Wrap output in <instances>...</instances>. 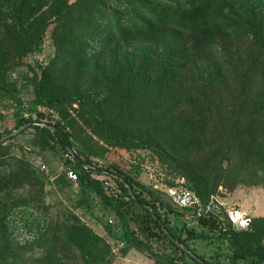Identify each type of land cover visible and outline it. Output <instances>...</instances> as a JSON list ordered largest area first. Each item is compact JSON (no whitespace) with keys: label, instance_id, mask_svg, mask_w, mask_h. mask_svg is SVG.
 Instances as JSON below:
<instances>
[{"label":"rangeland","instance_id":"374dc122","mask_svg":"<svg viewBox=\"0 0 264 264\" xmlns=\"http://www.w3.org/2000/svg\"><path fill=\"white\" fill-rule=\"evenodd\" d=\"M82 1H0V78L8 87L0 93V134L17 131L23 119L60 124L99 167L118 168L161 198L155 185L197 184L252 212L264 232V59L251 66L249 55L264 52V43L256 46L249 33L215 34L207 47L199 44L202 37L182 36L179 43L196 46L188 49L190 63L166 73L156 58L171 56L170 49L153 52L134 35L106 48L100 31L74 28L90 4ZM241 1L258 4L264 15V0ZM240 73L254 79L244 87ZM40 95L63 105H35ZM25 129L0 147V264H153L146 248L119 247L93 219L87 193L67 178L62 156H68ZM22 210L32 213L38 232L30 244H21L9 223ZM254 228L245 241L264 245ZM93 235L101 239L97 255ZM212 238L190 247L213 264H227V245Z\"/></svg>","mask_w":264,"mask_h":264},{"label":"trees","instance_id":"16d2710c","mask_svg":"<svg viewBox=\"0 0 264 264\" xmlns=\"http://www.w3.org/2000/svg\"><path fill=\"white\" fill-rule=\"evenodd\" d=\"M83 2L85 0L82 4ZM87 3H90L88 8L76 19L74 28L77 30L89 28L90 32L100 31L105 37H101L99 43H103L106 48L116 45L121 38L134 35L140 39L145 38L152 44L150 48L153 52L154 48L160 50L162 46L170 49L171 56L157 54L156 58L159 66L169 69L166 73H175L178 66H181L179 69L186 70L190 63V59L187 58L188 49L196 46L179 43L176 38L182 36L202 37L199 44L207 47L214 46L215 34L244 37L249 33L256 46L263 47L264 43L262 41L257 45L264 38V15L260 13L261 7L241 0H88ZM237 11L243 15L233 13ZM70 13L72 15V11ZM66 16L65 12L64 17ZM168 37L174 39L168 40ZM97 42L98 40L94 41ZM180 53H184L182 57L173 58ZM249 55L253 63L251 66L264 59V52L254 50ZM45 77L41 82L42 86L46 82ZM239 79L244 82L245 87V83L254 78L240 73ZM262 79L261 109L264 110V68ZM242 88V85L239 86L240 90ZM7 90L8 87L2 84L0 78V93ZM35 105L57 107L63 105V100L46 99L40 95ZM16 128L32 129L51 149L62 150L68 156L67 159L62 156L67 169L77 172L79 177L77 185L87 193L86 205L93 219L109 236L116 241L125 242V248H146L156 257L153 264H213L190 247L191 242L195 240H212V237L219 243L227 245L225 255L227 264H264V245L252 246L244 239L253 234L249 232L253 227L259 234H264L262 224L259 223L261 219L255 218L247 230L230 229L228 232H221L218 221L214 219H203L197 224L187 223L183 219V213L163 192H161L163 198L158 197L148 186L130 174L114 167H99L88 154L77 150L72 133L60 124L46 123L41 119L38 121L23 119ZM13 133L14 131L6 135L0 134V147L5 142L2 141L4 138L14 139L15 136H11ZM262 146L263 143L260 148ZM100 176L107 178L102 180ZM109 181L115 183L114 188H111L112 184ZM189 188L203 200L214 194L201 189L197 184ZM89 192L98 198L101 208L91 204ZM25 214H28L27 210ZM110 216H115L117 224L109 223ZM198 228L203 230L200 232ZM93 241L95 245H91L92 253L94 251L97 255L102 251L97 246L100 245L101 239L93 235ZM217 255L221 259L222 255ZM187 259L191 262H187Z\"/></svg>","mask_w":264,"mask_h":264},{"label":"built area","instance_id":"2783aa9c","mask_svg":"<svg viewBox=\"0 0 264 264\" xmlns=\"http://www.w3.org/2000/svg\"><path fill=\"white\" fill-rule=\"evenodd\" d=\"M13 76L16 78L17 73ZM67 178L74 184L79 181L78 174L73 169H68ZM168 197L172 203L183 213V219L187 223L197 224L200 220H217L219 230L228 232L230 229L236 231L247 230L252 225L255 216L252 212L242 209L239 206L230 205L224 202L218 194H212L207 200H203L195 191L183 183L163 186L155 185ZM31 214H25V210L18 211L9 218L11 230L21 244H30L37 239V229L32 223ZM110 224H114L112 218ZM120 248H125V242H119Z\"/></svg>","mask_w":264,"mask_h":264},{"label":"water","instance_id":"95a60500","mask_svg":"<svg viewBox=\"0 0 264 264\" xmlns=\"http://www.w3.org/2000/svg\"><path fill=\"white\" fill-rule=\"evenodd\" d=\"M22 129H23V128H21V129H20V130H18V131H15V132H14V133H13L11 136H15V135H16V134H18V133H19V132H20ZM51 129L53 130V128H52V127H51ZM4 139H6V138H4ZM4 139H3V140H4ZM3 140H2V141H3Z\"/></svg>","mask_w":264,"mask_h":264}]
</instances>
